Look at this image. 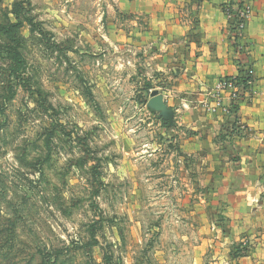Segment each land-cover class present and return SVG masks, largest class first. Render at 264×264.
<instances>
[{"label": "rangeland", "instance_id": "1", "mask_svg": "<svg viewBox=\"0 0 264 264\" xmlns=\"http://www.w3.org/2000/svg\"><path fill=\"white\" fill-rule=\"evenodd\" d=\"M170 2L0 0V264H231L203 220V147L150 95L198 42L161 20L195 32L198 0Z\"/></svg>", "mask_w": 264, "mask_h": 264}, {"label": "crops", "instance_id": "2", "mask_svg": "<svg viewBox=\"0 0 264 264\" xmlns=\"http://www.w3.org/2000/svg\"><path fill=\"white\" fill-rule=\"evenodd\" d=\"M241 1L198 0L195 32L188 31L190 18L161 17L166 19L167 27L172 22L183 30L182 35L195 33L198 42L191 41L190 47L183 45L182 61L167 67L174 70L169 76L172 83L164 89H154L152 99L157 105L164 103V108L159 109L183 126L181 146L203 147V220L217 232L224 224L220 244L227 253L223 260L231 264H264V0H245L249 10L244 29L236 38L229 30L224 7L228 2L241 5ZM120 2L123 11L135 14H155L171 3ZM170 35L165 31V36ZM157 57L154 67L163 69L165 65L160 62L174 59V49ZM248 69L252 70L251 82L237 102L231 104L224 99L222 104L217 103L218 97L226 96L217 93L218 81L237 77ZM221 197L227 200L222 209L221 205H209L208 198L221 204ZM218 209L221 219L216 218Z\"/></svg>", "mask_w": 264, "mask_h": 264}, {"label": "built area", "instance_id": "3", "mask_svg": "<svg viewBox=\"0 0 264 264\" xmlns=\"http://www.w3.org/2000/svg\"><path fill=\"white\" fill-rule=\"evenodd\" d=\"M248 6L245 4V0L241 1V5H227L225 9V13L229 22L234 23V33L235 35L240 36L244 26H245V18L248 14ZM238 77H244L246 79L245 82L239 81L236 77H226L222 78L217 83V93L220 95L221 93H226L225 98L218 97L217 103L222 104L224 99L231 104L236 103L239 99L240 95L244 92V90L248 87L251 82L252 70L248 69L242 75Z\"/></svg>", "mask_w": 264, "mask_h": 264}, {"label": "trees", "instance_id": "4", "mask_svg": "<svg viewBox=\"0 0 264 264\" xmlns=\"http://www.w3.org/2000/svg\"><path fill=\"white\" fill-rule=\"evenodd\" d=\"M21 23H22V21L19 20L18 17H15V22H11L10 24L8 23L9 25H7L6 27L2 28V31L6 32V31H9V30L10 31L12 30V31H14L13 35L15 34V36H16V35H18V33H15V32H17L16 30L19 28ZM229 30L231 32L234 31V23L233 22H229ZM235 36L237 38V35H235ZM16 40H18V39H15V42H16ZM236 78H238L239 81H241V82H245L246 81V79L244 77H238L237 76Z\"/></svg>", "mask_w": 264, "mask_h": 264}, {"label": "water", "instance_id": "5", "mask_svg": "<svg viewBox=\"0 0 264 264\" xmlns=\"http://www.w3.org/2000/svg\"><path fill=\"white\" fill-rule=\"evenodd\" d=\"M155 93H156V91H153V92L151 93V95H154ZM159 106L162 107V109L164 108V106H163L162 103H160ZM162 112H165V111H162ZM166 114H167V113H166ZM169 116H170V115H169Z\"/></svg>", "mask_w": 264, "mask_h": 264}]
</instances>
